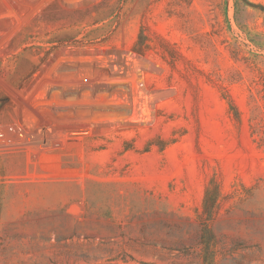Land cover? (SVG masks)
I'll return each instance as SVG.
<instances>
[{
    "label": "rangeland",
    "instance_id": "374dc122",
    "mask_svg": "<svg viewBox=\"0 0 264 264\" xmlns=\"http://www.w3.org/2000/svg\"><path fill=\"white\" fill-rule=\"evenodd\" d=\"M261 8L0 0V264H264Z\"/></svg>",
    "mask_w": 264,
    "mask_h": 264
},
{
    "label": "trees",
    "instance_id": "16d2710c",
    "mask_svg": "<svg viewBox=\"0 0 264 264\" xmlns=\"http://www.w3.org/2000/svg\"><path fill=\"white\" fill-rule=\"evenodd\" d=\"M264 11V8H261ZM141 39V36H140ZM203 240L206 245V253H207V258L206 260L208 261V264H211L213 261L214 253H213V236L210 233L209 230L204 229L203 233Z\"/></svg>",
    "mask_w": 264,
    "mask_h": 264
}]
</instances>
